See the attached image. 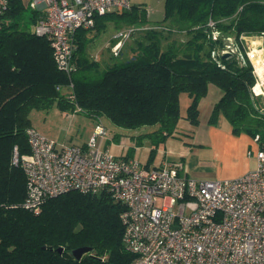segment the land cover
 <instances>
[{"label":"trees","instance_id":"trees-1","mask_svg":"<svg viewBox=\"0 0 264 264\" xmlns=\"http://www.w3.org/2000/svg\"><path fill=\"white\" fill-rule=\"evenodd\" d=\"M164 8L163 20L145 28L126 50L125 62L103 70L88 46L108 23L121 28L150 20L140 5L96 15L94 28L75 34L76 68L68 75L57 67L48 38L31 32L41 10L24 0H8L0 15V264H131L135 258L124 240V205L109 192L71 190L48 198L37 211L21 206L27 177L13 157L15 148L30 152L26 131L34 109L57 105L65 112L106 117L128 130L155 126L144 134L151 143L150 165L182 118L199 124V103L214 84L223 96L210 124L225 117L234 134L259 135L256 143L264 144L261 100L251 94L256 80L252 64L237 67L234 57L212 56L226 37L242 45V35L264 32V0H165ZM214 30L221 32L216 39ZM176 34L185 38H170ZM70 83L73 98L67 92ZM182 94L190 98L185 115ZM79 247L90 251L77 259L73 251Z\"/></svg>","mask_w":264,"mask_h":264},{"label":"built area","instance_id":"built-area-1","mask_svg":"<svg viewBox=\"0 0 264 264\" xmlns=\"http://www.w3.org/2000/svg\"><path fill=\"white\" fill-rule=\"evenodd\" d=\"M26 3L42 12L31 32L48 38L57 67L68 75L76 68L77 30L94 28L96 15L131 8V0ZM7 8L8 0H0V15ZM133 31L116 36L126 40ZM213 35L216 39L221 32ZM258 35L264 38V32ZM121 45L120 39L115 55ZM262 48L244 51L234 37H226L212 56L230 52L242 65L252 64L256 80L251 94L261 100L257 106L264 113V53H257L260 61L255 56ZM67 92L74 97L72 83ZM26 133L30 152L15 148L13 157L27 177L22 207L37 211L48 198L71 190L109 192L124 205L120 218L125 243L135 254L131 264H264V144L255 152V169L236 178L203 180L188 176L181 160L146 167L136 158L116 155L106 147L110 134L101 118L83 146L58 142L33 126Z\"/></svg>","mask_w":264,"mask_h":264},{"label":"crops","instance_id":"crops-1","mask_svg":"<svg viewBox=\"0 0 264 264\" xmlns=\"http://www.w3.org/2000/svg\"><path fill=\"white\" fill-rule=\"evenodd\" d=\"M261 46L264 48V38L258 34L254 36L251 34L242 39V48L244 51L248 49L253 50ZM263 48L258 51L264 53ZM112 55L114 56V54ZM234 60L237 67L242 66L237 58H234ZM222 96L223 91L218 86L210 84L206 96L203 97L199 103V124L194 126L188 120L182 118L174 135L169 137L165 143L159 147L156 158L150 165H147V160L151 150V143L150 139L144 135L150 131L139 133L138 135H128V132L132 130L111 126L112 132L106 144L109 140H118L117 143H114L118 147V151L115 150L116 146L114 144V146L110 144V147H108V145L106 147L110 148L116 155L127 157H130L129 151L131 148L134 150L133 156L136 155V157L143 148H146L148 155L143 163L144 166L147 165L146 167H158L161 166L164 161L181 160L185 164L187 175L196 179L222 180L239 177L247 171L255 169L257 158L256 156L253 157V155H249V152H256L258 144L255 142L254 138L248 134H234L231 123L225 117H221L215 125L210 124L209 118L213 107ZM183 100L184 102L188 100V104L190 102V98L183 99L182 94L181 102H183ZM67 113L68 117H74V114ZM182 114L185 115L183 111ZM91 118L90 137L99 119L94 117ZM102 118L103 117H101V119ZM32 126L36 128L33 123ZM37 130L46 135L41 130ZM144 138H146L147 143H143L142 140ZM88 140L80 144L74 142L62 143L83 146ZM140 141L142 142L141 144Z\"/></svg>","mask_w":264,"mask_h":264},{"label":"rangeland","instance_id":"rangeland-1","mask_svg":"<svg viewBox=\"0 0 264 264\" xmlns=\"http://www.w3.org/2000/svg\"><path fill=\"white\" fill-rule=\"evenodd\" d=\"M28 1V0H24ZM142 6L147 8L149 14L150 24L145 26H123L118 28L115 26L114 23H108L106 30L101 32L96 38L88 46V52L91 59H96L99 61L100 70L106 69L109 66H120L125 62V56L127 55V49L130 46L135 44V41L138 38H142L144 35L145 28L151 27L154 24L163 20L165 15V0H131V6ZM128 28H134L132 35L124 40L123 38H118L116 35L120 31H124ZM94 34V31H91ZM169 37V36H168ZM178 37L181 39L185 38V35H174L170 38ZM121 39L122 47L120 48L119 55L114 54V48L116 43ZM116 41V42H114ZM167 42H165L166 45ZM102 52V53H101ZM112 52V53H111ZM114 54V56L112 55ZM99 56V57H98ZM117 56V57H115ZM120 56V57H118ZM106 57V58H105ZM100 58V59H98ZM102 58V59H101ZM105 59V60H104ZM116 63V64H115ZM189 98L187 94H183V99ZM188 107V100L187 102L183 100L181 102V108L183 113L186 112ZM74 117H68V113L61 110L57 105H53L49 109H42V110H32L31 112V120L33 125L41 130L43 133L47 135V137L52 138L58 142H74L77 144L86 142L90 137L91 132V124L92 118L84 113V112H77L72 113ZM109 134H111V126L115 128H121L115 126L109 119L106 117L102 118ZM124 129V128H122ZM155 126H145L140 129L132 130L128 132V135H138L139 133L153 131ZM128 130V129H127ZM110 138V137H109ZM143 143H147L146 138H144ZM117 143V140H109L106 144L110 147V144L113 145ZM142 142L140 141V144ZM115 145V144H114ZM113 145V146H114ZM116 146V145H115ZM115 150L118 151V147H115ZM146 148L138 154L136 157L131 154L130 157L137 158L141 164L144 163L147 157ZM253 157H255V152H253ZM206 165V164H205Z\"/></svg>","mask_w":264,"mask_h":264},{"label":"water","instance_id":"water-1","mask_svg":"<svg viewBox=\"0 0 264 264\" xmlns=\"http://www.w3.org/2000/svg\"><path fill=\"white\" fill-rule=\"evenodd\" d=\"M231 55L232 54L230 52H225V53L222 54V57L223 58H228ZM88 251H90V248H88V247H79V248H77V249H75L73 251V254H74L75 258L80 259L82 257V255L84 253H87Z\"/></svg>","mask_w":264,"mask_h":264},{"label":"bare ground","instance_id":"bare-ground-1","mask_svg":"<svg viewBox=\"0 0 264 264\" xmlns=\"http://www.w3.org/2000/svg\"><path fill=\"white\" fill-rule=\"evenodd\" d=\"M255 52H256L255 56H257L258 60L260 61V58H259L260 56L257 54V53H260V51L256 50Z\"/></svg>","mask_w":264,"mask_h":264}]
</instances>
